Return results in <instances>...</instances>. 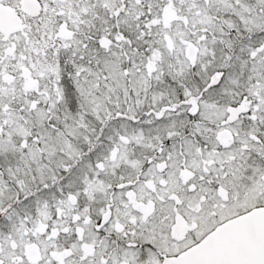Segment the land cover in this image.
<instances>
[{
	"label": "snow or ice",
	"instance_id": "obj_1",
	"mask_svg": "<svg viewBox=\"0 0 264 264\" xmlns=\"http://www.w3.org/2000/svg\"><path fill=\"white\" fill-rule=\"evenodd\" d=\"M0 264H264V0H0Z\"/></svg>",
	"mask_w": 264,
	"mask_h": 264
}]
</instances>
